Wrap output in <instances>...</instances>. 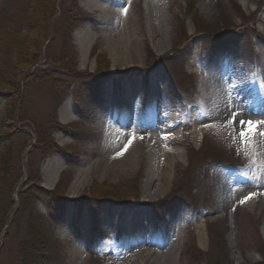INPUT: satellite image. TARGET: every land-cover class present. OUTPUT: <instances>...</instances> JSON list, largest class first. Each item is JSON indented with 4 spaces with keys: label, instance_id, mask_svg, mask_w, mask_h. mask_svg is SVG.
Returning <instances> with one entry per match:
<instances>
[{
    "label": "rangeland",
    "instance_id": "obj_1",
    "mask_svg": "<svg viewBox=\"0 0 264 264\" xmlns=\"http://www.w3.org/2000/svg\"><path fill=\"white\" fill-rule=\"evenodd\" d=\"M19 1L0 0L2 44V36L11 24L9 7L15 5L16 10L25 9L31 0ZM131 1L126 0L122 5L108 1L107 5L119 9ZM208 1L164 0L168 19L166 33L161 28V36L142 37L134 44L136 52L133 53L129 52L127 44L114 41L126 32L123 18H120V26H114L106 19V8L92 10L90 0L58 1V14L50 24L49 33L41 37L43 59L31 68L30 73L35 74L28 79L31 82L24 90L21 112L26 121L23 120L22 128L29 135L16 141L13 172L14 180L23 173L20 187L28 175V155L32 156L41 164L39 185L45 191L50 190L44 188L50 170L62 166L60 175L66 174L67 208L62 219L51 221L49 228L56 242V253L50 264H71V249L78 243H85L90 250L89 264H117L126 249H129L126 264H170L162 254L176 242L178 251L174 264H216L219 258L224 259V264H264V205L258 197V192L264 188L261 186L264 174H260L258 168L248 167L254 158L251 151L237 155L241 147L240 129L234 125V143L232 129L223 127L234 113H242L237 125L240 119L253 122L255 108L262 104L264 0H219L220 18L218 10L206 9ZM74 2L83 20L69 32L65 11ZM83 33L89 40L91 38L86 56L82 55L83 48L77 38ZM155 47L165 52L161 55ZM204 47L214 53L206 52ZM93 48L109 58L111 73L106 81L97 83L101 96H93L83 104L84 116H80L72 92L75 85L90 84L98 79L96 58L91 53ZM11 73L9 65L5 64L0 75L1 95L9 93L7 81ZM54 78L71 82L69 92L62 98L53 89ZM153 82L160 90L158 103L168 104L172 114L173 126L165 135L176 141L169 145L181 154L180 165L176 168L172 163L166 186L157 183L163 188L159 199L143 203L141 195L146 172L143 161L132 173L119 179L103 180L92 172L87 176V184L76 192L73 182L87 161H97V154L107 144L123 140L125 128L138 132L140 144L147 153L149 139L158 133L149 129L148 116H141L138 127H132L129 123L121 125L116 111L129 97L126 88L136 84L143 88V95H147ZM2 111L3 99L0 100V115ZM64 116L69 118V123H63ZM194 117L199 120L200 129L195 128ZM54 118L62 125H69L65 131H48L63 148V153L45 157L38 150L33 154L29 152L31 145L36 143L34 128L46 127V121ZM110 124L118 128H110ZM3 132L0 125V136ZM257 143L259 156L255 158L264 159V140ZM92 150L98 152L94 159L91 158ZM157 174H161L160 169ZM256 175L261 178L257 180ZM225 181L231 183L228 194L222 190ZM95 182L122 188L129 198L114 202L97 197L93 192ZM11 188L10 184L8 189ZM9 190L7 200L12 196ZM249 196L255 197L252 199L254 209L247 203L241 204ZM12 199L19 214L15 217L16 213H11L9 226L0 237V264H19L20 242L28 236L26 222L30 212L36 210L44 216L49 215L44 196L28 201V206L19 203L17 193ZM225 201L228 202L226 207ZM109 213L122 221L139 219V230L150 223L155 230L149 239H137L123 227L108 234L102 223ZM167 226L171 229L166 242L164 228ZM200 234H203L202 245ZM249 252L253 260L248 257ZM148 253H152L151 256Z\"/></svg>",
    "mask_w": 264,
    "mask_h": 264
},
{
    "label": "trees",
    "instance_id": "obj_2",
    "mask_svg": "<svg viewBox=\"0 0 264 264\" xmlns=\"http://www.w3.org/2000/svg\"><path fill=\"white\" fill-rule=\"evenodd\" d=\"M16 1L17 3L20 2L19 0ZM58 1L31 0L30 5L25 9L16 10L15 5L9 7L7 12L11 18V24L7 32L2 36L4 38L2 39V41L4 40L3 44L0 43V75L1 72L3 73L5 64L9 65L12 72L7 81L9 82V93L0 94V100L3 99L0 125L4 129L3 134L0 136V237L3 235L5 228L9 226L11 213L15 212V217L19 214V208L16 209V203L12 201L14 194L17 193L19 203L22 206H28V201H35L37 196L46 197L49 212L48 216H44L36 210L30 212L26 222V233H28V236L20 242L19 264L51 263L56 253V242H54L51 232H49L50 224L51 221L59 222L62 219L68 204L65 200L66 174L63 172L60 175L58 183L53 190L45 191L39 185L41 164L35 162L32 156H29L27 160L28 175L25 182L19 187L23 177L22 172L20 178L13 179L16 141L21 136L28 134L22 128L24 119L21 108L25 94L24 90L31 82L28 79L35 74L30 73L31 68L39 65L43 59L42 49L44 42L41 37L49 33L50 24L58 14ZM76 3L69 5L65 11L66 27L69 32H73L83 20ZM204 49L206 52L209 50L207 47H204ZM229 49L227 48L226 50ZM210 50L209 53H214ZM91 53L96 58L95 75L98 79L90 84L75 85L72 92V99H74L80 116H84L83 104L91 101L93 96L97 98L101 96L97 83L106 81L111 73L109 58L103 53H97L95 48L92 49ZM70 85L71 82L65 79H53V89L61 98L69 92ZM67 128H69V125H62L57 118L46 121V127L41 125L35 127L36 143L30 152L33 154V151L38 150L45 157L63 153V148L52 139L48 131H65ZM10 184L11 190L8 189ZM17 188H19L18 191ZM93 189L94 195L100 196L106 201L122 202L129 198L124 189L112 184L107 185L95 182ZM8 190L12 196L8 197L7 200ZM223 261V258H219L215 263L224 264Z\"/></svg>",
    "mask_w": 264,
    "mask_h": 264
},
{
    "label": "bare ground",
    "instance_id": "obj_3",
    "mask_svg": "<svg viewBox=\"0 0 264 264\" xmlns=\"http://www.w3.org/2000/svg\"><path fill=\"white\" fill-rule=\"evenodd\" d=\"M113 2L115 5L124 4L126 0H90L89 7L94 9H99L100 7L106 8L107 20L108 23H112L114 26H120V18H123V26H125V33H121L119 38L114 40L117 43H125L129 46V52H136V45L142 37H147L149 39L156 38L161 36L160 31L163 30L166 33L165 23L168 22L166 13V3L164 0H133L129 3L128 6L124 8L114 9V7L107 5V3ZM248 3H245V6ZM220 1L219 0H209L206 2L207 10H218V17L220 18L221 12L219 11ZM126 10V15H125ZM264 33V19L262 20V27ZM79 42L83 48L82 55L86 56L89 52L90 40L87 38L85 33L78 34ZM156 48V47H155ZM164 49L156 48V51L162 55L165 51ZM91 68L94 69V63L91 64ZM263 73L264 79V62H262V67L260 68ZM152 88L147 95H143V88L133 84L132 87L126 88L128 93V99L126 102L122 103L120 108L116 111V117L120 120L121 125L129 123L132 127H136L141 116H148V126L152 131H158L156 136H153L149 139L147 144V153H144L143 146L140 144L141 137L138 136V132L132 131L130 128H125V138L123 140L116 139L114 144H107L101 152L95 150L91 151V158L98 153L96 156L97 161L92 162L88 160L83 167L80 175L77 176L76 180L73 182V188L78 192L79 187H84L87 182V176L90 173H96L100 179L106 180L119 179L128 176L132 173L139 162L143 161L144 166L146 167L145 178L143 180V191L142 199L143 203H148L152 200H158L161 192L163 191L162 186H157V183L160 182L161 185L166 186L168 178L171 177L170 170L173 168L172 163L176 168L180 165V152L173 149L169 143H176V141L171 139H162L163 137H168L166 130L173 126L171 124L170 118L172 116L168 104H162L159 102L160 90L157 89V85L153 82ZM264 89V81L262 84ZM128 89V90H127ZM162 99V98H161ZM260 99H262V104L255 108V114L253 116L254 123H260L264 119V93L261 92ZM68 108V106L66 107ZM65 117V116H64ZM69 118H64L63 123H69ZM195 128L200 129L201 124L199 120L194 117ZM110 128H118L115 124H110ZM138 127V126H137ZM122 128V127H121ZM264 130V129H261ZM121 131V130H120ZM135 137V142L131 143V147L128 148L127 152L117 157L120 152L128 145L129 141ZM64 141L66 136L62 138ZM62 146L63 143H60ZM62 166H56L55 169L50 170L47 175V179L44 180V185L46 188L52 189L57 184V179L60 176ZM161 170V174H157L158 170ZM260 185V184H259ZM231 183L225 181L223 184L222 190L225 194L229 193ZM261 186L264 187L262 184ZM258 197L261 202V205H264V188L260 189L258 192ZM248 206L254 209L255 202L252 200L249 201ZM228 205V202L225 201L224 207ZM139 206H143L140 204ZM138 206V207H139ZM102 228L108 234H114L120 227L125 228L130 234L137 239H149L151 232L155 230V226L152 223L146 224L144 227L139 230V219H134L131 221L119 220L117 216H111L109 213L103 217ZM169 225H171L169 223ZM165 230V241L169 240L170 226L164 228ZM87 233V230H85ZM203 242V234H200V244ZM129 250V249H128ZM127 249L123 253L122 258L118 261L117 264H126L128 259L126 258ZM71 264H89V249L86 244H76L71 249ZM178 245L177 242L175 246L169 247L166 252L162 255L170 262V264L175 263V254H177ZM156 251L152 252L155 253ZM152 253H148L151 256ZM147 255V256H148ZM248 257L252 260L254 259L251 252L248 253Z\"/></svg>",
    "mask_w": 264,
    "mask_h": 264
},
{
    "label": "snow or ice",
    "instance_id": "obj_4",
    "mask_svg": "<svg viewBox=\"0 0 264 264\" xmlns=\"http://www.w3.org/2000/svg\"><path fill=\"white\" fill-rule=\"evenodd\" d=\"M126 15V10H125ZM229 107H231L229 105ZM242 115V113H234L231 117V119L223 125L224 128H231L233 132V142H236V127L240 129L238 136L241 147L237 149V155H240L242 151H251L252 156L254 157L251 161V163L248 165L249 168H258L260 174H264V159L257 160L255 157L259 156V150H258V140H264V119L261 120L260 123H254L251 120H243L240 119L239 123L237 125V119L238 116ZM209 128L213 127L212 125L208 126ZM207 130V129H206ZM162 139L167 140L168 137H163ZM135 142V137H132V139L129 141L128 145L123 149L122 152L119 153L117 157H113L114 159L119 158L120 156H123L129 147H131V143ZM255 178L259 180L261 177L260 175H256ZM255 197L249 196L246 200L241 201V204H246Z\"/></svg>",
    "mask_w": 264,
    "mask_h": 264
},
{
    "label": "water",
    "instance_id": "obj_5",
    "mask_svg": "<svg viewBox=\"0 0 264 264\" xmlns=\"http://www.w3.org/2000/svg\"><path fill=\"white\" fill-rule=\"evenodd\" d=\"M32 147V146H31Z\"/></svg>",
    "mask_w": 264,
    "mask_h": 264
}]
</instances>
